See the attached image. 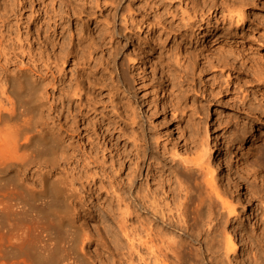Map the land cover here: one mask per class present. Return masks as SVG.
Wrapping results in <instances>:
<instances>
[{
	"label": "bare ground",
	"instance_id": "bare-ground-1",
	"mask_svg": "<svg viewBox=\"0 0 264 264\" xmlns=\"http://www.w3.org/2000/svg\"><path fill=\"white\" fill-rule=\"evenodd\" d=\"M33 1L17 0L16 11L28 3L33 7ZM46 1L37 0L38 7H33L34 21L37 19L33 30L29 29L30 15L21 17L19 12L16 27L17 32L22 25L27 28L24 37L22 33L12 36L9 16L0 13V264H95L84 250L89 235L81 236L82 228L75 224L72 214L78 195L73 179L78 173L84 175L88 191L108 188L119 216L115 250L120 257L137 259L138 264L159 260L161 264H184L188 260L193 264H231L228 259L237 245L228 235L221 246L217 236L221 235L218 221L222 215L215 210L217 201L211 194L217 196L227 215L236 214V209L245 214L246 221L253 215L240 197L239 183L233 205L222 198V182L229 178L231 165L219 156V143L223 142L224 153L233 154L234 161L244 165L250 149L246 144L260 140L262 131L233 147L229 143L235 139L221 141L216 134L192 160L174 159L164 168L159 135H146L145 119L133 98L144 86L142 76L129 75L135 68V57L128 59L131 63L127 65L122 49L140 31L149 35L153 48L163 47L165 38L177 30L178 25H173L176 5L184 4L182 12L190 9L192 16L188 15L182 25L197 22L201 41L211 42L218 59L225 57L222 44L226 39L233 42V53L241 56L244 28L254 9L246 5L237 9L231 29V14L226 13H230L229 0H140L134 2L136 7L130 2L134 0ZM206 6L208 11L213 8L211 12L220 13L213 14L214 23L209 20L210 12H204ZM97 10L107 11L102 21L96 18ZM197 15L198 20H191ZM81 16L101 21L99 28L89 32L83 24L67 26L70 17ZM176 38V48L166 49L167 60L159 57L155 67L163 71L171 60L182 67L179 83L165 69L167 79L178 87L189 78L194 61L187 58V51ZM99 50H105V58L97 56ZM114 55L118 59L110 70L107 64ZM187 61H191L189 65ZM91 66L95 69L88 71ZM182 97L177 95L171 108L176 117ZM160 101L167 106L164 96ZM150 103L140 101L148 107ZM229 126L222 123L221 132L228 131ZM123 139L126 145L121 144ZM202 157L208 163L205 167ZM107 162L110 170L104 166ZM254 164V171L264 182V155ZM144 168L146 178L160 170L152 182H159L167 197H160L147 180L145 185L141 182ZM235 174L231 173L233 180ZM102 206L111 207L109 203Z\"/></svg>",
	"mask_w": 264,
	"mask_h": 264
},
{
	"label": "rangeland",
	"instance_id": "rangeland-1",
	"mask_svg": "<svg viewBox=\"0 0 264 264\" xmlns=\"http://www.w3.org/2000/svg\"><path fill=\"white\" fill-rule=\"evenodd\" d=\"M49 1L50 0H47L46 2L49 3ZM126 1L129 2L130 0H125V2ZM139 1L140 0H134L130 2L136 7L134 2L136 3ZM38 2L37 0L33 1L34 9L38 7V4H36ZM16 3L17 0H0V13L2 17L9 16L7 22H10L8 25L9 29L12 30V36L22 33V37H24L27 30L26 27H23L24 25H22L20 31L17 32L16 25L20 21L16 22V20L20 16L19 12L23 15H21V17L30 15L28 24L31 30L34 29L37 19L34 21L35 14L32 12L34 9L29 3L25 8L18 11H16L18 8L16 7L18 6ZM245 5L247 9L253 8L255 14L249 18L244 28L246 36L244 38L245 42H243L244 52L243 50L241 51V56L233 53V42L226 39L222 44L223 49H225V52H223L225 57L223 59H218V51L212 46L211 42L205 44V42L201 41V37L198 35L199 30L197 29V22H194L192 26L187 25L184 27L182 25L187 21L188 15L192 16L190 9L185 10L186 12L184 13L182 12L184 11V4L176 5V16L173 18V25H178L177 30L175 34H170L165 38L163 47L157 46L153 48L149 43V35L146 36L144 32L140 31L132 43L124 45L122 51L127 60V65L131 63L128 59L135 57L133 61L135 68L129 71V75L132 76V74L139 73L137 76H142L141 80L144 82V86L136 91L137 94H134L136 96H133V98L135 102L139 103L141 108L140 115L145 119L144 126L146 135L149 136V138H151V135L152 137L153 135H159L158 141L162 148L164 147L161 155L165 163L164 168L170 166L174 159L178 160V162L179 160H184V158H189V160L186 159L187 162L192 160L193 157L197 155L196 153H202V151L200 152L199 150H203L208 143H212V137L216 134L218 137L222 138L221 141H225L227 137L226 140L231 138L235 139L234 142L231 141L229 143L233 147L234 145H238L239 141L243 138H247L252 134L258 135L259 132L262 131L260 140L252 144H246L250 149L246 152L247 154L245 153V157L247 158L245 160L248 161L244 160V165L237 164L232 158L233 154L229 152L224 153V148L222 146L223 142L221 144L219 143L218 151L222 160L227 165H231L230 171L228 170L230 175L229 178L222 182V198L233 205V201L238 194L237 186L239 183L241 187L240 197L246 209L253 215L252 220L246 221L245 214L238 209L235 210L236 214L227 215L225 209L220 207L221 203L218 201L219 199L217 196L212 193L211 197L217 201L215 210L219 213L221 212L220 215H222V218L219 216L221 220L218 221L219 223L221 222V230L219 228L221 231L219 234L221 235L217 236L219 240L221 239V246L223 247V240L225 236L228 235L237 245L234 254L230 255L228 259L230 261L228 262L231 264H264V182L261 181V175L254 171V169H256V164H254L255 159L262 161L264 155V96H262L264 94V0H229L230 13L227 11L226 13L229 15L231 14L229 19L232 21L227 20L225 24L227 26L228 21L232 22L230 23L232 29L235 22L234 19L236 18L234 13H237V9L239 10ZM11 8H14L15 12H10ZM207 8L206 6L204 12L207 15L209 12L212 14L209 13L208 17L210 22L214 23L213 14L219 16L220 13L218 11H214L213 13L211 12L213 8H210L209 11ZM106 12V10L100 12L97 10L95 12L96 18L102 21L104 16H106L104 15ZM196 17L197 18H191V20H198V15ZM98 19L87 20L85 16H81L80 19L70 17L67 26L74 28L76 23L77 25L83 24L89 32L90 30L96 31V29L99 28V26L97 28V25L101 22L98 21ZM1 28L3 29V27ZM172 36H175V38H172ZM176 37H179L180 44H182L183 48L187 51L185 54L187 58L192 57V61H194V63L190 64L191 67L189 72L191 73L188 76L189 78L187 81L178 84V87L176 80L178 83L179 80H181L180 78L178 79V77L181 74H179V72L182 71V67L176 66L177 64L173 62V60L171 61L174 65H171L172 63L168 61L169 63L165 66L166 68H164L163 71L155 67L156 63L160 60L159 57L167 60L165 50L174 49L173 47L177 45ZM23 39L24 43H26L27 40L25 38ZM108 45L107 43L105 46L108 48ZM105 50H99L97 56L99 55L101 59L105 58L103 57ZM245 54H247L246 57H243ZM24 55L25 58L24 56L23 58L24 61H26L28 56H26V53ZM116 56L114 55V60L108 61V69H113L114 62L118 59ZM70 61L71 60H69V62ZM189 62L191 61H187L186 63L189 65ZM66 65L67 63L63 66L66 67ZM88 69V71H92L95 68L91 66ZM165 69L172 72L169 74L176 83H172V80L167 79V71ZM67 71L68 69L65 70L66 73ZM173 73L175 76L178 74L176 79ZM158 89L159 91H157ZM180 93L183 97L180 103V114L176 117V113H173L171 108L172 105L174 106L177 100L176 97ZM161 96L165 97L167 106H162L160 101ZM143 99L151 102L150 107L140 104V101H143ZM146 102L147 101H145V103ZM225 122L230 125V128H228V131L221 132L220 127L222 123ZM135 127L139 130L137 126ZM237 137L239 138L237 139ZM126 143V139L121 140V144L126 145ZM108 147H110V144H108ZM238 154L242 156L241 154H243V152L239 151ZM202 158L201 160H204L202 164L203 167H205L208 163L204 157ZM106 159H108V156L105 157L104 160ZM183 164H185V162ZM185 165L190 166L191 164ZM104 166L107 167L108 170L111 169L108 162ZM243 166H246V168H243ZM257 166H259V164ZM156 172L157 171H155L154 174L153 172L149 173L150 175L148 174L146 178V169L144 168L141 182L145 185V180H147L148 186L151 185V187L157 188L160 197H167L166 192L164 193V187L159 185V182H155V184L152 182V179H154L153 177L157 179L160 170ZM234 172L236 173L235 180H233L231 176V173ZM73 186L78 192V195L74 199L75 208H73L74 210L72 212L73 219L75 224H78V227L82 228L81 230L85 232L83 233L81 231V236L83 237V235H85L84 237H87L89 235V239L86 238V240H84V250L92 256L91 260L94 258L93 261L95 264H138L137 259L128 260L120 257L116 253L115 240H117L116 237H118L116 224L118 223L119 216L117 215V209L114 208L113 198L106 192L108 188L103 186L100 189H95L94 192L88 191V185L82 173H78V175L74 177ZM179 195L180 194H178V198H175L179 199ZM103 203H109L111 207L105 208L102 206ZM170 207H172V205H170ZM219 207L223 209V213ZM171 209L172 212H175L174 208ZM203 228H205V226H203ZM223 249L224 248H222V250ZM189 261L191 260L185 263L193 264V261ZM159 262L160 260L154 262V264H161ZM206 263L207 262H203L201 264ZM139 264H141L140 261Z\"/></svg>",
	"mask_w": 264,
	"mask_h": 264
}]
</instances>
